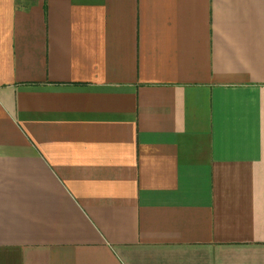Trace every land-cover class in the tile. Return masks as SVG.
I'll list each match as a JSON object with an SVG mask.
<instances>
[{
    "label": "crops",
    "instance_id": "0c3cea01",
    "mask_svg": "<svg viewBox=\"0 0 264 264\" xmlns=\"http://www.w3.org/2000/svg\"><path fill=\"white\" fill-rule=\"evenodd\" d=\"M0 264H264V0H0Z\"/></svg>",
    "mask_w": 264,
    "mask_h": 264
}]
</instances>
